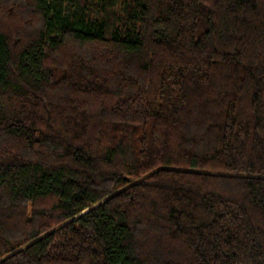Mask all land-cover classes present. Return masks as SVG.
I'll list each match as a JSON object with an SVG mask.
<instances>
[{
    "label": "trees",
    "instance_id": "trees-1",
    "mask_svg": "<svg viewBox=\"0 0 264 264\" xmlns=\"http://www.w3.org/2000/svg\"><path fill=\"white\" fill-rule=\"evenodd\" d=\"M0 264H264V0H0Z\"/></svg>",
    "mask_w": 264,
    "mask_h": 264
}]
</instances>
